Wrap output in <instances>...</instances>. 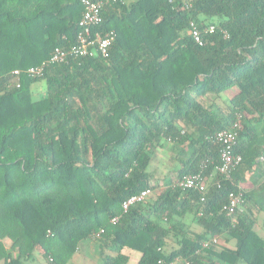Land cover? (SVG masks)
Returning a JSON list of instances; mask_svg holds the SVG:
<instances>
[{"label":"trees","instance_id":"trees-1","mask_svg":"<svg viewBox=\"0 0 264 264\" xmlns=\"http://www.w3.org/2000/svg\"><path fill=\"white\" fill-rule=\"evenodd\" d=\"M82 12L80 0H0V264H75L92 239L98 264H129V252L135 264H264V0L107 2L90 29L114 31L107 56L12 73L73 44ZM190 20L214 25L201 45ZM39 80L45 95L34 99ZM237 115L242 160L227 179L214 134ZM163 146L175 179L123 212L125 199L160 186L148 168ZM197 172L204 201L175 185ZM238 189L244 210L227 216Z\"/></svg>","mask_w":264,"mask_h":264},{"label":"built area","instance_id":"built-area-1","mask_svg":"<svg viewBox=\"0 0 264 264\" xmlns=\"http://www.w3.org/2000/svg\"><path fill=\"white\" fill-rule=\"evenodd\" d=\"M116 0H80L83 5V12L78 20L79 31L76 36V40L69 47H55L51 56L44 62L36 66H30L26 69H15L12 73L19 76L22 72L30 76H41L45 67L52 63H60L66 61L69 57L80 56H94L99 54L100 56H107L109 48L115 39L114 31H108L101 33L99 31L92 32L90 29L92 26H97L101 22V9L104 3L115 2ZM189 30L193 40L201 45L203 43V33H211L214 31V25L208 24L201 29L193 20L189 21ZM240 116L237 115L236 120L233 122L230 128L222 129L214 134V140L220 144L219 150V164L217 170L220 174H223L225 178L229 179L230 174L240 164L242 158L239 153L234 151V147L237 140L236 129L240 127ZM232 183V182H231ZM175 185L182 188H193L198 190L202 196L200 200L204 201V192L206 184L204 176L201 172L187 174L175 182ZM153 189L149 186L141 190L140 192L131 195L125 199L121 208L122 211L128 210L137 202L146 200ZM245 207V198L241 190H230L227 193V201L223 205L222 210L225 215L233 216L237 212L243 211ZM116 218L113 219L115 221ZM215 241V238L212 239ZM208 242L203 243L204 246ZM169 264V263H168ZM188 264V263H187Z\"/></svg>","mask_w":264,"mask_h":264},{"label":"rangeland","instance_id":"rangeland-1","mask_svg":"<svg viewBox=\"0 0 264 264\" xmlns=\"http://www.w3.org/2000/svg\"><path fill=\"white\" fill-rule=\"evenodd\" d=\"M32 90H33L32 97L34 99L43 97L45 95L44 81L39 80L33 83ZM209 98L210 99L208 100V103L209 101H211L212 97H209ZM217 103L223 109H225V103H223L221 99L217 100ZM178 167L179 166H178L177 160L174 157L173 150L169 146H165V147L163 146L162 148H159V150L155 153L153 157V162L149 166L148 171L150 173L151 178H153V180L152 179L150 180V185H152L155 179L161 180L162 182H160L159 184L160 186H157L156 188L152 187L153 192L148 198H152L156 194V191L161 190L166 185L167 183V181L165 180L166 176H169V179H173V180L175 179V175H176V171ZM190 218H191L190 216L185 217V221L188 223L189 229H191L192 231H200L201 228L197 224L191 222ZM255 229L259 234L264 235V224L263 222H261V220L257 221ZM230 242L233 243L232 241ZM220 243L221 244L224 243L223 238L219 239V244ZM6 246L9 247L8 242L6 243ZM97 252H98L97 243L92 239L89 241V243L85 244L84 247L80 248L79 250L75 252L76 253L75 263L76 264H98L99 256ZM133 254L134 256L131 258L130 264H134L136 262L135 256H137L138 254L137 253H133ZM44 263H45V259L41 261L37 260L30 264H44Z\"/></svg>","mask_w":264,"mask_h":264},{"label":"crops","instance_id":"crops-1","mask_svg":"<svg viewBox=\"0 0 264 264\" xmlns=\"http://www.w3.org/2000/svg\"><path fill=\"white\" fill-rule=\"evenodd\" d=\"M262 160H263V163H264V158H261ZM261 220V222H263V224H264V211L263 210H261V211H259V212H257L256 213V224H257V221H260ZM256 224H255V227H256ZM258 227V226H257ZM262 236H264V235H262ZM85 245H83V246H81V248L82 247H84ZM79 250V249H78ZM97 250H98V246H97ZM98 253V252H97ZM130 253V261H131V258L134 256V254L133 253H135V252H129ZM138 254V253H137ZM75 256H76V253L74 254V257H73V262L75 263V261H76V259H75ZM136 257V260L138 259V257H139V255H137V256H135ZM130 261H129V264H130ZM136 263V262H135ZM134 263V264H135ZM76 264V263H75Z\"/></svg>","mask_w":264,"mask_h":264}]
</instances>
